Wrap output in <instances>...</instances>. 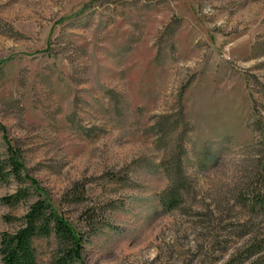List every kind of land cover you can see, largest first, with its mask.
Masks as SVG:
<instances>
[{
    "label": "rangeland",
    "instance_id": "1",
    "mask_svg": "<svg viewBox=\"0 0 264 264\" xmlns=\"http://www.w3.org/2000/svg\"><path fill=\"white\" fill-rule=\"evenodd\" d=\"M0 123L77 230L101 216L85 264L264 261L243 260L264 217L242 200L264 164V0H0ZM28 206L0 203V234ZM35 248L50 264L55 240Z\"/></svg>",
    "mask_w": 264,
    "mask_h": 264
},
{
    "label": "trees",
    "instance_id": "2",
    "mask_svg": "<svg viewBox=\"0 0 264 264\" xmlns=\"http://www.w3.org/2000/svg\"><path fill=\"white\" fill-rule=\"evenodd\" d=\"M264 130V129H263ZM0 134L6 142V154L0 159V181L7 183L15 180L19 184L17 192L0 199V203L16 206L20 203H29L26 214L18 220L14 231L0 234L1 264H39L35 248L38 239H54L56 248L50 264H85L83 252L86 237L96 234L98 219L101 218L94 210L87 211L83 218L90 233L77 230L64 214L44 196L39 182L27 171L22 151L7 137L5 126L0 123ZM169 174L170 187L165 204L170 207L179 206L183 189L186 188L183 177L182 153L170 158ZM75 198V199H72ZM84 195L77 187L74 194L66 197V202H81ZM249 204L254 213L264 217V164L257 176V181L242 199ZM100 222V221H99ZM264 255V233L258 235L244 251L243 260L253 259ZM258 264L264 261L258 260Z\"/></svg>",
    "mask_w": 264,
    "mask_h": 264
}]
</instances>
